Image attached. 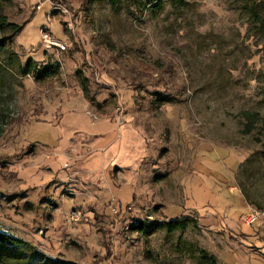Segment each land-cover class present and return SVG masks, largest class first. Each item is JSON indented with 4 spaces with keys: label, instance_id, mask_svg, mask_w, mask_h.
Segmentation results:
<instances>
[{
    "label": "rangeland",
    "instance_id": "obj_1",
    "mask_svg": "<svg viewBox=\"0 0 264 264\" xmlns=\"http://www.w3.org/2000/svg\"><path fill=\"white\" fill-rule=\"evenodd\" d=\"M3 15L23 30L3 47L0 29V234L20 242L0 248L264 264V225L244 223L264 211V0H9Z\"/></svg>",
    "mask_w": 264,
    "mask_h": 264
},
{
    "label": "trees",
    "instance_id": "obj_2",
    "mask_svg": "<svg viewBox=\"0 0 264 264\" xmlns=\"http://www.w3.org/2000/svg\"><path fill=\"white\" fill-rule=\"evenodd\" d=\"M114 2L116 0H113ZM147 3L150 5L154 2V0H146ZM9 0H0V29H2L4 34L10 33L11 35L5 36L1 40V46L5 47L7 45H13L14 39L22 32L23 26L9 23L7 17L3 15V10L5 8L6 3ZM251 14L254 18L257 17V13L251 11ZM34 62H29L26 66L28 70H32ZM54 70H45L36 72L35 78L39 81L45 79L47 76L50 77L55 73L57 68L54 65H51ZM35 79V80H36ZM178 224L182 225V222H178L177 220H172L167 223L168 230L173 232ZM163 225V224H162ZM161 225V226H162ZM0 243L6 244L10 243L11 245H18L20 242L14 238H10L6 235L0 234ZM0 264H26L24 258L22 256L15 255L14 253L10 252V250L6 248H0Z\"/></svg>",
    "mask_w": 264,
    "mask_h": 264
},
{
    "label": "built area",
    "instance_id": "obj_3",
    "mask_svg": "<svg viewBox=\"0 0 264 264\" xmlns=\"http://www.w3.org/2000/svg\"><path fill=\"white\" fill-rule=\"evenodd\" d=\"M44 39L46 43H48L50 46L53 44H50V39L47 35L44 36ZM79 214L78 215H73L71 217V220L73 222H78L79 221ZM244 223L248 227H253L255 225H264V211L252 208L250 209L247 214L245 215L244 218Z\"/></svg>",
    "mask_w": 264,
    "mask_h": 264
}]
</instances>
